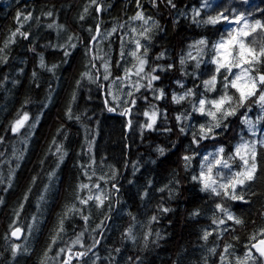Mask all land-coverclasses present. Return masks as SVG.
I'll use <instances>...</instances> for the list:
<instances>
[{
    "label": "trees",
    "instance_id": "trees-1",
    "mask_svg": "<svg viewBox=\"0 0 264 264\" xmlns=\"http://www.w3.org/2000/svg\"><path fill=\"white\" fill-rule=\"evenodd\" d=\"M173 2L175 8L139 0L138 8L137 0H97L98 13L90 0H0V231L12 243L8 223L19 209L28 208L29 219L15 224L27 226L31 236L16 264H222L226 245L232 247L224 264H235L254 242L251 237L264 228V147H256V180L238 189L243 201L201 191L200 183L192 179L199 176L204 157L221 148L231 171L240 170L242 162L233 159L236 147L264 139V112L255 103L234 104L236 114L199 143L193 142L194 135L200 125L211 121L192 111L193 102L198 104L205 95L224 94L223 75H217L215 91L206 92L204 81L216 74L213 45L227 38L230 18L237 14L250 23L264 24V0ZM137 11L152 18L149 41L143 46L147 48L145 72L158 66L165 71L153 73L160 76L153 82L157 91L147 88L143 79L139 83L145 87L133 89L134 96L119 105L108 95L107 84L124 76L129 61L121 52L124 34ZM18 12L30 13L31 18L25 21L21 16L18 22ZM219 13L229 19L203 23ZM98 26L99 36L93 40ZM201 39L207 44L198 45ZM161 53L163 57L157 59ZM105 63L108 80L103 79L108 74L103 73ZM159 89L165 96L157 100ZM188 89L195 95L180 103L172 101L173 94ZM234 92L229 89V95ZM131 99L135 105L126 103ZM153 106L158 110L157 123L146 130L143 113ZM109 107L115 110L109 112ZM125 108L131 111L121 115ZM24 113L29 120L13 133L12 123ZM245 119L254 123L252 131ZM185 156L192 159L185 162ZM96 162L107 166L105 179L96 177ZM97 182L105 185L103 204L95 207L92 200L81 204ZM221 202L243 223L222 217L216 209ZM214 218H224L226 223L213 224ZM206 230L212 232L207 241L202 239ZM78 237L80 242L73 244ZM252 251L264 264V258ZM66 253L72 257L70 262ZM78 253L87 254L74 258ZM8 258L3 251L0 264Z\"/></svg>",
    "mask_w": 264,
    "mask_h": 264
},
{
    "label": "snow or ice",
    "instance_id": "snow-or-ice-1",
    "mask_svg": "<svg viewBox=\"0 0 264 264\" xmlns=\"http://www.w3.org/2000/svg\"><path fill=\"white\" fill-rule=\"evenodd\" d=\"M164 2L167 6L171 8H175L176 5L173 0H151V3L154 7H157L159 3ZM90 5H96V11L100 12L101 7L97 3V0H90ZM138 8L141 7L139 0H137ZM84 12H88V7H85ZM51 15V13H48ZM21 16L25 21L31 18V14L24 15L20 12L17 13L16 19L19 22ZM194 16H200V11L196 10ZM84 19L82 15L80 17ZM133 21H141L143 25H148L149 21L152 19L151 17H145L142 11H137L135 16L131 17ZM228 20V16L224 13H219L216 16H208L206 20L203 21L205 24H217L220 20ZM196 23H200V21L194 20ZM230 23H235L238 27L232 28L227 35V38L222 37L221 40L213 45V49L215 51V55L212 59V63L216 65L215 72L209 80L204 81L205 89L207 91H215L217 84V75H223V87L224 94L219 98H208L206 95L203 98L198 100V104L193 102L192 111L197 112L201 115L208 116L210 118V123L207 125H200L199 133L195 134L193 137L194 143H199V140H203L208 138L214 131L215 128H219L222 125V121L226 120L229 116H233L236 114L237 107H244L248 103H255L259 105L262 112H264V24L261 21L257 20L255 23H250L244 16L237 15L234 17ZM153 26H157L155 21L152 22ZM52 27V25H49ZM258 29L260 30L258 32ZM19 28L16 29L15 32L11 34L12 37H15L17 33H19ZM97 36H93L92 39L96 40L99 36L100 29L99 26L96 29ZM116 29H113V32ZM133 32H136V29H132ZM151 31V28L144 27L139 35L144 39H149L147 33ZM255 34V35H254ZM22 35L27 36V34L22 33ZM252 37V39H249ZM71 39V38H70ZM12 42L11 38L8 42H6L5 47H7V43ZM135 50L131 51L129 55L135 58L138 61V65H133V69H125V75L123 77H117L114 80V83L119 87H128L134 88L135 91H139L141 87H145L139 83V80L147 79L146 87L149 89H153V82L160 80L159 75H155L157 71H165V69L158 67L152 68L151 73L145 72V65L147 63L144 57L147 55V48L143 47L139 40H135ZM198 45H206L207 41L201 39L197 42ZM74 47V45H72ZM195 46V45H194ZM143 48V52L141 53V49ZM3 51V49H0ZM200 50L198 49V52ZM69 55L68 51H65V56ZM163 53L160 54L157 59L163 57ZM191 56V54H189ZM123 56V53H122ZM195 59V57H192ZM96 59H103L102 57L96 56ZM181 64L184 63V60L181 59ZM40 67H45L44 60L41 57ZM55 66H53L54 68ZM95 67V65H94ZM105 73H108V64L105 63L103 65ZM172 68V65L168 66ZM233 69H237L238 71L233 72ZM52 71V68L48 69ZM223 70V72H222ZM35 75V73L33 74ZM135 75L138 79L131 83H125L130 81L131 76ZM110 73L105 74L103 76L104 80H108ZM176 83L180 84L179 81ZM183 87L182 84H180ZM235 89V92L229 95V89ZM153 91H157L153 89ZM159 95L155 96V99H163L165 96V92L163 89H159ZM238 93V99H236V94ZM111 94V92H109ZM127 95L129 97H133L134 93L132 91H128ZM195 93L188 89L182 95L173 94L172 101L174 103H180L185 101L187 98L194 96ZM114 99H119L118 96H113ZM107 103V101H106ZM126 103H130L135 105L136 100L131 99ZM237 107H233V105ZM115 109L113 107H109L108 111L112 112ZM131 109L125 108L121 115H128ZM143 115L146 118L145 123L142 125V128L146 130H153L158 119V110L153 106L151 111H145ZM71 118V117H70ZM186 118V117H185ZM264 118V117H262ZM182 117L177 116L176 120L181 121ZM29 120V116L27 113H24L20 116L16 121L12 124L11 130L13 133H18L21 128H24L26 122ZM131 123V121H129ZM243 123L249 126V130L252 131L255 128L254 123L245 119ZM226 127V125H224ZM171 131V129H168ZM181 132L184 131L183 127L180 129ZM253 134L255 132L253 131ZM257 144L264 147V139L262 140H254L251 142L244 141L239 144L233 156V159L236 157L242 162L240 170L231 171L232 165L226 160L223 155H221L224 151L223 148L218 150V153L215 155L213 159H210L209 156L204 157V162L202 164V169L200 171L199 176H193L192 179L194 181H198L201 185V191L209 192L214 196L227 198L228 200L236 201V200H244V197L238 194V189H243L245 186L249 185L251 182H254L257 178V162H256V147ZM61 149L57 147V152H60ZM158 152L161 155H164V149L159 148ZM62 159V156H61ZM185 162L190 161L192 158L190 156L183 157ZM219 169H227L228 172H221ZM82 188H86L87 185H82ZM97 188L99 185L96 186ZM163 190V189H161ZM97 202V207L101 206L104 202V198L101 196H92L89 195L87 199H80L81 204H87L89 200H93ZM246 202V201H245ZM216 209L222 214V217H226L228 221H233L235 224H242L243 221L237 217H235L231 212L228 211V208L221 203L216 204ZM71 211V209H69ZM163 212H168L169 209L163 208ZM66 215V214H65ZM194 215H198V213H194ZM87 220V217H84ZM153 220L156 219L155 216L152 217ZM63 221H61L62 225ZM213 224L216 225H224L226 220L224 218L213 219ZM62 230V229H61ZM21 233L20 228H15L11 233L13 237L19 238V234ZM130 233V230H129ZM212 235V232L205 231L202 239L205 241L208 240L209 236ZM264 228H261L258 233L254 234L251 237V240L254 241L250 244L248 251L245 253L243 258L237 257L235 264H248L249 261H255V264H260L259 259L254 255L252 249H255V252L259 254L260 258H264ZM129 238L132 237L129 235ZM55 242V238L53 239ZM79 237L77 240L73 241V244L79 243ZM231 245H226L224 248V252L221 254V262L227 260V256L229 254V250L231 249ZM18 246L14 245L12 248L13 253L17 251ZM63 251V250H62ZM71 249L69 248V252ZM119 251V250H117ZM213 251H215L213 249ZM87 253H80V256H84ZM46 255V254H45ZM65 264H68L65 261ZM231 264V262H229Z\"/></svg>",
    "mask_w": 264,
    "mask_h": 264
},
{
    "label": "rangeland",
    "instance_id": "rangeland-1",
    "mask_svg": "<svg viewBox=\"0 0 264 264\" xmlns=\"http://www.w3.org/2000/svg\"><path fill=\"white\" fill-rule=\"evenodd\" d=\"M234 11H235V9H230L231 13H233ZM235 16H237V14L232 15V17L230 18V21H232ZM144 27L151 28L150 23L148 25H143L141 21L130 20V22L128 24L127 32L124 34V41H123V45H122V49H121V52L124 54V56L126 58H129L128 64H126L124 66V72H125V69H133V65H138V61L135 58H133L131 55H129V53L131 51L135 50L134 41L139 40L143 46H146L147 42L149 41V39H144L139 35V32ZM234 27H238V25H236L235 23H230V26L228 27V32ZM133 28L136 29V32L132 31ZM147 35H148V37H150V32L147 33ZM103 36L105 37V35H103ZM103 36H100V40L103 39ZM98 43L99 42H97L96 45ZM29 51L32 52V49H30ZM141 53H142V49H141ZM133 71H134V69H133ZM103 73H105V72H103ZM124 75H125V73H124ZM137 79L138 78L135 75H133V76H131L130 81H127L125 83H131L133 81H136ZM114 80L110 81L107 84V86H108V92L107 93L113 100L116 101L117 104L124 105L125 104L124 101L127 99V97H129L127 95V92L132 91L134 88L119 87L117 84L114 83ZM139 81H141V80H139ZM109 92H111V94H109ZM113 96H118L119 99H114ZM22 115H20V116H22ZM11 127H12V125H11ZM217 153H218V151L215 153H210L207 156H209L210 159H213ZM93 169L96 172L95 173L96 177H102L104 179L107 177L108 169H107V166L105 164L100 163V162L99 163L96 162L93 164ZM219 171L225 172V173L228 172L227 169H219ZM97 185H99L98 188L96 187ZM90 195H92L94 197L99 195L105 199V197H106L105 185L103 183L100 184L99 182L95 183L90 188ZM92 203L94 204L95 207L97 206V202L95 201V199L92 200ZM25 212H27V211H22L21 209H19L16 212L15 216L12 218L11 222L8 223V229H11L16 221L21 222V223L23 222V220L27 221L29 219V214L27 215ZM25 228H27V229H26L25 236H24L23 240H21L20 242H16V243L12 242V240H11L12 243H8L10 241L4 239L6 236V232L3 231V234H2V231H0V245L2 246V250L4 251V253H7L9 255V258L7 259L6 263L3 262L2 264H16L17 258L22 256V254L26 251V248H27L28 242L30 241L31 236H30V230L28 229V227L26 226ZM3 230H5V229H3ZM8 234H9V232H8ZM1 236H2V238H1ZM14 245L18 246L15 254L12 251V248ZM3 246H4V248H3ZM3 251H1L0 254ZM56 256H58V255H56ZM0 263H1V261H0Z\"/></svg>",
    "mask_w": 264,
    "mask_h": 264
},
{
    "label": "flooded vegetation",
    "instance_id": "flooded-vegetation-1",
    "mask_svg": "<svg viewBox=\"0 0 264 264\" xmlns=\"http://www.w3.org/2000/svg\"><path fill=\"white\" fill-rule=\"evenodd\" d=\"M34 51H36V49H34ZM28 207V206H27ZM23 209V208H22ZM28 209V208H27ZM27 209H26V211H27ZM20 228L22 231H23V235H22V237L21 238H19V239H12L11 238V236H10V233H11V231L14 229V228ZM25 232H26V230H25V227H23V225L22 224H19V225H16V224H14L13 226H12V228L11 229H9V237L11 238V240H12V242H20L21 240H23V238H24V236H25ZM72 259V257L71 258H69V262H70V260Z\"/></svg>",
    "mask_w": 264,
    "mask_h": 264
},
{
    "label": "water",
    "instance_id": "water-1",
    "mask_svg": "<svg viewBox=\"0 0 264 264\" xmlns=\"http://www.w3.org/2000/svg\"><path fill=\"white\" fill-rule=\"evenodd\" d=\"M94 36H97V31H95V35H94ZM91 44H92V41H91ZM14 229H15V228H14ZM14 229L11 231V233L14 231ZM11 233H10V236H11L12 239H19V238H21L22 235H23V231H22V230H21V233L19 234V238L13 237ZM89 252H90V251H89ZM79 254H80V253H78L77 255H74L73 257L76 258V256H80ZM69 257H70L69 254L66 253V258H69Z\"/></svg>",
    "mask_w": 264,
    "mask_h": 264
},
{
    "label": "bare ground",
    "instance_id": "bare-ground-1",
    "mask_svg": "<svg viewBox=\"0 0 264 264\" xmlns=\"http://www.w3.org/2000/svg\"><path fill=\"white\" fill-rule=\"evenodd\" d=\"M101 7V6H100ZM98 13H100V12H98ZM97 29V28H96ZM98 38V37H97Z\"/></svg>",
    "mask_w": 264,
    "mask_h": 264
}]
</instances>
